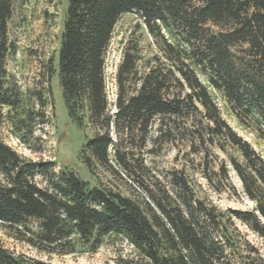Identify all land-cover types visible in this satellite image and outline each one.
<instances>
[{
	"label": "trees",
	"instance_id": "trees-1",
	"mask_svg": "<svg viewBox=\"0 0 264 264\" xmlns=\"http://www.w3.org/2000/svg\"><path fill=\"white\" fill-rule=\"evenodd\" d=\"M13 5L0 0V116L20 102L7 71L16 52L8 31ZM128 13L141 17L158 53L141 75L134 55L125 54L111 115L106 54ZM55 70L72 123L99 129L81 151L91 173L97 163L109 164L112 147L124 163L111 126L120 141L138 137L143 147L159 122V140L185 142L191 154L208 156L210 148L227 154L229 164L222 162L219 171L205 160L203 175L214 191L237 195L235 172L253 207L221 210L178 173L171 190L148 189L142 205L0 141V223L18 240L42 253L71 255L95 253L106 238L122 235L138 255L113 264H264L260 248L240 229L264 244V157L223 118L210 91L224 95L243 126V115L252 116L264 138V0H69ZM0 264L48 263L0 244Z\"/></svg>",
	"mask_w": 264,
	"mask_h": 264
},
{
	"label": "rangeland",
	"instance_id": "rangeland-1",
	"mask_svg": "<svg viewBox=\"0 0 264 264\" xmlns=\"http://www.w3.org/2000/svg\"><path fill=\"white\" fill-rule=\"evenodd\" d=\"M68 2L14 0L8 31L16 52L7 59V71L9 85L18 92L20 102L14 108H2L0 141L34 162H53L57 171L68 166L92 185H102L142 205L149 200L148 189L171 190L170 182L178 173L187 177L199 197L207 199L221 210L251 209L253 204L242 193V184L235 172L231 171L230 175L238 190L237 195L231 191H214L203 175L206 162H209L210 171H219L222 162L229 164L227 154L216 148H210L208 156L203 152L191 154L185 142L170 144L159 140L156 132L159 122L143 147L138 137L120 141L121 135L111 126V135L119 141L121 160L127 166L116 161V149L112 147L109 164L104 166L97 163L94 173L87 169L81 151L86 140L97 134L99 129L92 125L80 129L72 123L55 70ZM127 52L134 55L139 75L147 71L149 60L158 53L155 40L141 17L135 13L121 17L106 54V89L111 115L117 109V73ZM210 91L221 108L223 118L264 157V138L256 130L255 119L243 115L248 127L243 126L224 95L213 88ZM176 138L182 139V136ZM223 185L227 184L223 182ZM240 229L264 255L263 242L245 226L240 225ZM0 244L16 254H24L48 264H113L119 257L133 258L138 255L122 235L106 238L95 253L84 249L71 255L46 254L18 240L14 231L2 223Z\"/></svg>",
	"mask_w": 264,
	"mask_h": 264
}]
</instances>
